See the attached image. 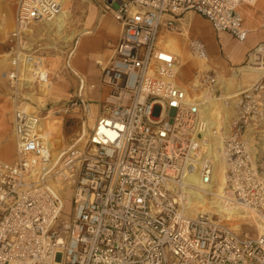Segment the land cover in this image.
<instances>
[{"label":"built area","instance_id":"obj_1","mask_svg":"<svg viewBox=\"0 0 264 264\" xmlns=\"http://www.w3.org/2000/svg\"><path fill=\"white\" fill-rule=\"evenodd\" d=\"M257 2L95 0L99 16L111 14L120 27L110 59L97 64L98 84L89 86L102 93L98 115L86 138L63 153L45 118L18 114V158L0 160V264H264V235L237 234L224 218L225 210L247 212L264 227V155L244 137L250 125L264 134L255 101L264 81L230 100L237 102L228 129L208 132L203 94L216 98L224 87L212 71L191 73L190 85H181L179 57L162 43L164 32L180 34L188 13L243 42L241 9ZM62 10L61 0H20L18 32ZM186 48L207 56L199 39ZM263 57L261 45L240 67L261 66ZM84 90L77 78L75 97L53 111L61 126L70 113L81 125L90 113ZM57 168L72 179V214L62 222ZM194 194L216 204L215 212L186 216Z\"/></svg>","mask_w":264,"mask_h":264},{"label":"bare ground","instance_id":"obj_2","mask_svg":"<svg viewBox=\"0 0 264 264\" xmlns=\"http://www.w3.org/2000/svg\"><path fill=\"white\" fill-rule=\"evenodd\" d=\"M83 2H89L90 0H82ZM20 0L16 3L19 4ZM63 10L60 12V14L52 21L45 22V23H32L29 27L23 28L22 32H18L19 29L17 27V23L15 22L14 13L12 14L10 26L14 25V31L9 33L8 37L6 32L7 30H0V39L3 40L4 44L9 47L10 49V55L6 54L7 57L3 59V61H0V66H4V69H6L7 60L9 68L6 71H3L1 73L2 79L9 85L13 86L16 92V100L21 103L19 108H16L15 115H11V121L13 122V131L11 132L10 136L2 134L1 138L4 139V143L1 145V153L3 158L7 163H10V161H16L18 158V140L20 139V136L18 135V132L15 129V124L17 121L18 114H26V115H36L40 121H42V117L40 116V110L44 109L46 105H41L42 100H44L46 97L51 96L52 93V86L51 83H49V77L48 74L43 70L41 60L38 59L34 53H31V48L29 47L27 41L25 40V37L27 34H30L32 32H39L40 29L44 27H48L49 29L52 28L54 30V33L57 37L63 38L64 32L69 29L73 23V13L71 9V0H61ZM16 5V6H17ZM105 17L106 16H98L95 19L92 18L91 14H87L85 16L86 21L84 22V27L78 31L74 36V44L73 49L70 52L71 56V64L70 62H66V70H68L73 76L79 78L81 80L82 88L84 89V75L83 71L81 70V66H85V56L83 53H81L80 46L82 43L89 39L97 37L99 34V30L102 27V24L105 23ZM198 19V18H197ZM14 20V24H13ZM183 37L182 42L184 40H188L193 37V35H198L201 32V25L200 21L195 19H190L189 21L183 22ZM8 23H5L4 28L6 29ZM42 26V27H41ZM5 31V32H4ZM63 34V35H62ZM65 42H69L71 39H73L72 36H69L67 39L66 37L63 38ZM181 40L172 37V36H164V39H162V43L164 47L173 53H175L179 57V63L180 65H187L190 67V69H195L197 71H210V70H218L219 67V61L220 58L217 53V49L214 48V53L212 54V51H210V47L207 46V56L205 58H196L192 57L187 49L186 46L181 45ZM206 43V42H205ZM207 45V43H206ZM1 50V46H0ZM211 52V53H210ZM262 61H264V57L262 58ZM6 63V64H5ZM102 63L99 59H96L95 64ZM258 65V64H257ZM69 67V68H68ZM1 68V67H0ZM3 69V70H4ZM180 70V69H179ZM239 71H243L244 73H247L253 77L256 78L255 83H258L259 81H262L261 79L264 78V63H261V66H253V65H247L244 67H239ZM181 71V70H180ZM215 71V70H214ZM189 83V82H188ZM252 87V86H251ZM250 87L246 90H249ZM14 92V93H15ZM241 92V89L238 88L237 90L233 92H229L227 89L222 92V96L219 98H215L214 96H211L209 93H204V99L207 103L208 108V116H207V126H208V132L212 127H216L217 131L219 129H228L229 126V120L233 115L232 107L228 105L227 102H229L232 98L237 97L239 93ZM84 93V92H83ZM10 97V96H9ZM17 104V103H16ZM35 105V106H34ZM13 106L15 107V103L13 102ZM14 112V111H13ZM96 109L93 106L92 110L89 114H87L86 117H89V126L90 129L94 126V120L95 118ZM44 128H46L47 135L52 132L56 135H59V129L60 126H56L55 123L50 121L44 122ZM222 129V130H223ZM86 127L85 124L81 127V137H84L86 135ZM250 129L246 131L244 137L247 138L249 136ZM46 135V134H45ZM46 135V136H47ZM58 139L56 137V140L58 142ZM61 141V140H60ZM261 148H264V144H262ZM58 155V154H56ZM16 156V158H15ZM56 157V156H55ZM218 160L219 170L218 175L220 177L221 184H223L224 180V168ZM196 180V179H195ZM63 190L65 188H62ZM59 189V190H62ZM62 190V191H63ZM193 199H191L189 203V208L191 210L187 213L186 216H189L193 218L197 213H213L215 212V205L214 203L210 201H205L203 197L200 194H194ZM65 210L69 209L70 207V201H65V204H62V209ZM219 210V207H217ZM224 211V210H222ZM225 220L227 221H233L234 223L242 222V221H248L249 224L256 227L259 234L258 235H264V227L260 222L257 220V218L247 212L242 211H224ZM62 214L60 215V217ZM222 218V217H220Z\"/></svg>","mask_w":264,"mask_h":264},{"label":"rangeland","instance_id":"obj_3","mask_svg":"<svg viewBox=\"0 0 264 264\" xmlns=\"http://www.w3.org/2000/svg\"><path fill=\"white\" fill-rule=\"evenodd\" d=\"M18 0H9L7 1L6 5L11 7L12 14L15 15L16 10V3ZM257 5V4H256ZM71 9L73 13V23L69 29H67L63 34L66 39L69 36H72L73 39H71L69 42H65L63 38H59L55 35L54 30L52 28L48 27H42L40 31L38 32H32L30 34H27L25 37V40L27 41L29 47L31 48V53L33 52L34 55L41 60L43 70L48 74L49 77V83H51L52 86V93L51 96L46 97L44 100H42L41 105H46L44 109L40 110V116L42 118H45V121H50L55 123L56 126H60L58 123H61L62 118H56L52 116V113L54 110L61 108L65 104H67L70 100H72L76 93H77V78L73 76L68 70H66V62H70L69 54L73 49L74 44V36L75 34L80 31L84 27V22L86 21L85 16L87 14H91L92 18L95 19L99 16L101 11L98 10L96 7L95 0H90L89 2H83L82 0H71ZM104 16H111V14H104ZM101 16V15H100ZM12 17V15H11ZM196 17L200 19V16H198L195 13H188L185 15L181 22V32L180 34L177 33H165V36H172L179 41L184 39L183 33L184 29L182 28L184 25V21H189L190 19H194ZM113 18V17H112ZM14 19V18H13ZM10 15L9 13L6 14L2 12V17L0 20V30H7L8 32L7 37L9 33L14 31V25L10 26ZM115 21V20H114ZM7 24L6 29L4 28V24ZM14 24V20H13ZM201 32L198 35H201L200 39L201 41H204L206 38V35L211 34V29L209 27V24L207 21H205V25L201 24ZM5 32V31H4ZM62 34V35H63ZM212 35V34H211ZM101 36V35H100ZM104 38V36H101ZM196 38V34L193 35L192 38L188 39L187 41ZM95 39H89L85 40L82 45L80 46L81 53L87 52L85 54L90 53V49L95 45L94 43ZM187 41L184 40L181 45L187 46ZM206 44V43H205ZM0 61L2 62L3 59H5L7 56L6 54L10 55V49L6 44H4L3 40L0 39ZM207 47V46H206ZM187 49V48H186ZM218 56L221 58L224 57V53L222 50L218 51ZM8 59V57H7ZM69 59V60H68ZM87 60V59H86ZM222 61V59H220ZM88 62V61H87ZM6 64V63H5ZM224 65V69L220 68L218 70H210L213 71L218 81L222 84L224 87L223 90H228L229 92H233L237 90L238 88L241 89V92L248 91L252 88L251 86L255 84L256 78L244 73L243 71H239L238 67H233L232 69H229L228 65ZM243 66V65H241ZM0 149L1 145L4 143V139L1 138L2 134L10 136L11 132L13 131V122L11 121V115H15L16 108H19L20 104L16 99V92L13 86L7 84L1 77V73L3 71L8 70V60L7 65L5 66L6 69H4V66H0ZM94 71L88 75H84V84H85V90H84V97L88 99L90 102V111L92 110L93 106H91L92 102L96 103L97 100L100 99L102 96V93L100 90L96 87L91 89L89 86L94 85L97 83L99 78V67L95 64ZM4 69V70H3ZM195 69H190L187 65H182L181 71H180V84H187L190 85L191 83V73L196 72ZM201 72V71H199ZM264 81V78L261 79ZM189 82V83H188ZM98 84V83H97ZM96 84V85H97ZM249 89V90H250ZM222 90V92H223ZM15 92V93H14ZM221 94H217V98L222 96ZM262 94H260L257 98H255V101L259 103L260 110L263 117V124L264 127V87L262 89ZM10 96V97H9ZM13 102L15 103V107L13 106ZM232 102V103H231ZM233 102H237L236 99H233L232 101L228 102L230 106H232ZM17 103V104H16ZM35 106V105H34ZM95 118L98 115L99 112V103L95 104ZM14 111V112H13ZM158 113V108H155L153 111V115L156 116ZM63 126L59 129V135L57 137L59 138V145L57 149L60 152H68L73 147H77L80 143H77L78 137L81 136V127L85 124L86 127V135L83 137V139L86 138L89 129V117H86V119L83 121L82 125L80 124V121L78 120L76 113H70L67 116L63 117ZM95 122V120H94ZM250 133L249 136H247L246 141L251 148V151L256 154V156L262 157L264 155V148H261L262 144H264V134H256L252 129H254L253 125L249 126ZM261 127V128H263ZM51 135V134H50ZM61 140V141H60ZM16 158V156H15ZM0 160L3 162H6L5 159L2 156L1 150H0ZM13 161H10V163H13ZM61 168H57L54 170V173L59 172L54 177V182L52 183L53 188L57 192L59 198L61 199L62 204H65V201H70V207L69 209L65 210L62 209V216L59 217L61 222L62 221H68L70 220L71 214H72V203H71V190H72V179L71 178H65L63 175H61L63 172H60ZM62 188H65L64 190ZM62 189V190H59ZM60 224V222H59ZM232 231H234L237 234H240L242 232H245L249 235H258L259 232L256 229L255 226L248 223V221H242L238 223H234L233 221H229L227 223Z\"/></svg>","mask_w":264,"mask_h":264},{"label":"crops","instance_id":"obj_4","mask_svg":"<svg viewBox=\"0 0 264 264\" xmlns=\"http://www.w3.org/2000/svg\"><path fill=\"white\" fill-rule=\"evenodd\" d=\"M7 1L9 0H0V20L2 17V12L6 14L9 13L11 18L12 11L11 7L6 5ZM118 4L119 2L116 1L112 5L113 8H116ZM241 13L243 17V26L247 31L246 39L243 42L236 41L227 33H220L219 35H216L212 32V30V35H206V38L204 39V41H202L205 45L206 51V46H209L212 54L214 53V48L217 49V52L220 50L223 51L225 58L219 57L220 59H222V61H219L218 63L219 66L223 69L225 68L223 63L225 65H228L229 69L243 65L250 53H252L257 47L264 45V30L262 29V20L264 16V0H258L257 5L254 8H242ZM194 19L200 21L201 24L205 25L206 20L202 17H200V19H196L195 17ZM104 21L105 23L102 24L98 36L89 38H96V40H94L95 45L90 49V53H83V55L85 56V66H81V70L85 75H88L94 71L96 59H99L103 63L107 62L110 59L113 52V47L119 39L120 27L118 23L114 21L112 16L109 15L105 17ZM100 35L104 36V38H102ZM200 37L201 35H196V38L193 39L201 40ZM205 42L207 43V45L205 44ZM96 103H98V100L96 101ZM96 103L92 102L91 106L95 107Z\"/></svg>","mask_w":264,"mask_h":264}]
</instances>
